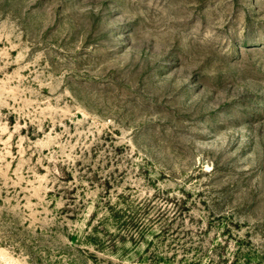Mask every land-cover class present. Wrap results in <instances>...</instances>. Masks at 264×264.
Listing matches in <instances>:
<instances>
[{
	"label": "rangeland",
	"instance_id": "rangeland-1",
	"mask_svg": "<svg viewBox=\"0 0 264 264\" xmlns=\"http://www.w3.org/2000/svg\"><path fill=\"white\" fill-rule=\"evenodd\" d=\"M0 264H264V0H0Z\"/></svg>",
	"mask_w": 264,
	"mask_h": 264
}]
</instances>
